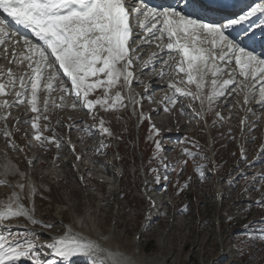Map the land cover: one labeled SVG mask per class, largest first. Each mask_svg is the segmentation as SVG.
I'll use <instances>...</instances> for the list:
<instances>
[{"label": "rangeland", "instance_id": "rangeland-1", "mask_svg": "<svg viewBox=\"0 0 264 264\" xmlns=\"http://www.w3.org/2000/svg\"><path fill=\"white\" fill-rule=\"evenodd\" d=\"M1 48L2 45V57ZM171 76L178 78L172 71ZM60 80L64 86L70 87L68 80ZM208 90L206 88V92ZM96 93H91L89 99H97ZM255 94L260 99L259 93ZM62 95L65 96V106L56 107L62 103ZM39 97L41 109L44 100L49 99L48 111L33 113L30 105L23 104L26 108L23 115L27 119L25 122L23 117L18 119L22 125L11 121L16 117L12 115L14 109L8 111L12 127L16 129L15 140L5 138V124L0 121V163L8 157L20 172L26 174L24 178L8 174L7 181L11 185L25 184L22 203L26 207L29 204L26 187L28 181H32L37 189L33 197L34 217L55 225L46 229L31 224L26 217L4 221L5 225L15 226L11 232L18 233L21 241L34 239L32 234L36 233L39 242L46 244L50 237L63 235L66 226H70L74 232L88 235L105 248L119 250L139 262L141 257L145 260L157 258V264H264V240L243 235L249 230L264 229V207L255 203L264 201V179H261L264 176V152L261 151L264 149V108L250 115L254 103H244V93L237 90V85L219 98L209 112L210 120L207 121L211 125L209 135L213 143L208 137L206 124L198 117L201 113L199 101L178 94V112L173 110L171 114L182 115L179 123L172 120L173 125L167 123L170 114L164 119L162 135L155 140L151 126L144 123L139 126V119H131L129 113L126 114L129 111L127 105L111 112L97 105L93 112H89L77 102L78 106L73 109L74 97L60 93L59 88L50 97L42 90ZM206 107L207 103V111ZM219 110L223 119L216 115ZM243 114H246L248 124L240 122ZM36 115L48 116L47 120L39 121L42 135L55 136L61 148L57 149L54 143L41 146L34 139L35 130L30 121ZM101 118L104 127L113 133L111 137L99 132ZM166 130L172 132L166 134ZM243 132L245 138L241 137ZM175 135L182 136L176 138ZM73 137H76L75 142L71 141ZM113 137L117 140H112ZM156 140L166 143V150L161 147L162 151L157 153ZM12 142L17 150L10 147ZM23 146L27 155L21 151ZM244 146L247 150L243 152ZM118 148L122 158L116 152ZM184 149L197 155L194 158L186 156ZM82 155L84 161L79 163L77 156L81 159ZM256 160L259 163L247 170ZM90 165L91 171L86 172L85 168ZM2 166L0 164V180H5ZM197 166L203 168V180ZM246 170L249 176L237 180L239 172ZM151 179L153 182L147 185ZM151 184L152 191L149 192ZM185 184L188 187L185 188ZM14 191L20 192V189L0 184V204L7 202ZM162 193L168 197L163 208L155 200H152L153 206L149 197L158 199L157 195L162 196ZM158 216L161 222L146 228ZM81 219L82 225L78 222ZM40 251L42 259L45 255L52 257L46 248ZM78 259L75 264H83ZM47 261L58 264L57 258ZM23 264L31 262L24 260Z\"/></svg>", "mask_w": 264, "mask_h": 264}, {"label": "snow or ice", "instance_id": "snow-or-ice-1", "mask_svg": "<svg viewBox=\"0 0 264 264\" xmlns=\"http://www.w3.org/2000/svg\"><path fill=\"white\" fill-rule=\"evenodd\" d=\"M257 14L264 15V3L255 4L242 15L228 18L225 23L205 22L195 15L185 14L175 8L161 10L150 7L146 0H0V45L19 34L9 31L8 18H11L15 25L30 29L43 42L41 46L23 38L24 46L32 54L17 57L13 53L11 62L20 65L24 61H29L28 71L14 72L12 69L5 70L0 67V98H2L0 121L6 122L11 115L10 112L5 114V110L25 103L30 105L33 113L41 111L46 113L50 101L45 99L44 107L41 109L39 93L42 90L46 91L50 97L57 88L64 94L74 97L71 105L73 109L78 106L77 102H81L89 112H93L97 105L105 111L125 107L121 92L117 91L114 96L110 93L117 86L127 88L131 93L134 80L133 64L140 59L135 53L139 45L151 43L147 38L133 40L134 27L142 30L140 34L142 37L147 35L162 42L157 44L161 51L167 50L168 59L162 61L166 69L159 75L163 77L168 74L167 70H171L176 76L181 77L169 83L168 87L173 95L164 98L172 107L177 103V94L188 97L192 101H199L200 115L203 118L205 103H207V111L211 112L213 105L219 98L225 96L232 85L238 84L241 92L244 93V103H249V96L255 91L257 83L260 85L259 102L264 104V58L241 47L234 38H231L232 34L229 32V29L249 21ZM130 20H135V25L131 24ZM256 27L264 28V20H261ZM33 55L39 58L35 64L32 62ZM155 56L154 53L152 58L145 61L144 67L147 68ZM170 61L174 63H169ZM233 61L240 69L239 76L242 79L239 81L227 71ZM53 69L55 71H50ZM60 70L70 80V87L64 86L63 81L60 80ZM46 72L47 76H45ZM224 74L229 78L222 79ZM209 76L211 80L208 79ZM138 83L142 82L138 81ZM191 86H194L195 91ZM101 88L103 95L90 100L89 95ZM206 88L209 89L207 92ZM9 95L16 99L10 102L6 98ZM129 99L135 111L138 101L131 95ZM60 100L62 103L55 106L63 108L65 96H61ZM165 110L170 111L168 108ZM181 112L183 113V107ZM216 115L223 119L219 113ZM145 118L148 117L141 113V120ZM41 119L47 120L48 116L36 115L30 121L31 127L35 130L34 139L39 141L41 146L54 143L57 149L61 148V143L55 136L42 135L39 123ZM98 130L109 137L113 135L109 128L104 127L102 118ZM151 131L156 136L160 135V130L155 125H152ZM4 136L11 138L12 133L6 129ZM10 147L17 150L14 142ZM155 147L157 153L162 151L159 140L155 141ZM261 151L264 152V149ZM184 154L193 158L197 155L188 149H184ZM79 159L80 157L77 156V160ZM28 163L31 165L32 161L29 160ZM2 167L5 175L18 174L21 178L26 175L10 163ZM152 171L157 170L152 169ZM197 172L203 180L205 175L201 166H197ZM157 179L159 180V177ZM261 179H264V176ZM0 184L20 189V192L14 191L7 202L0 204V264H23L24 260L30 261L31 264H49V261L41 258L40 249L44 248L57 258L58 264H75L74 258H80L83 264H129L128 257L104 248L97 240L74 232L70 226H66L63 235L50 237V242L46 244L39 242L36 233L32 234L34 239L24 238L21 241L19 234L12 233L11 226L5 225L4 221L26 217L31 224L46 229H51L55 225L44 223L34 217V201L31 208L22 203L25 184L17 182L11 185L6 179L0 180ZM29 187L31 199L37 194V189L31 182ZM184 187H188V184ZM149 202L154 206L151 197ZM255 203L264 207V201L257 200ZM78 222L83 224L82 219ZM247 227L246 225L245 228ZM243 235L249 239L264 240V229L249 230Z\"/></svg>", "mask_w": 264, "mask_h": 264}, {"label": "bare ground", "instance_id": "bare-ground-1", "mask_svg": "<svg viewBox=\"0 0 264 264\" xmlns=\"http://www.w3.org/2000/svg\"><path fill=\"white\" fill-rule=\"evenodd\" d=\"M214 22H217L216 20H214ZM9 29H12V27H10ZM134 33H135V35L132 37V39L133 40H139V39H141V31L139 30V29H137V30H134ZM14 38H16L15 36H13ZM23 38H27V39H29V37H26V36H23V35H20V36H18V39H16V41H19V43H16V41L15 42H12L11 43V40H10V42L8 41V42H6L5 44H3L2 45V50H3V55H2V59H1V61H3L4 59H5V56H7V57H9V59H11L12 57H13V53H15L16 54V56L17 57H22L23 55H31L32 53H29L28 51H27V48L24 46V44H23ZM145 38H147V39H149V40H151V43H144V44H141V45H139L138 46V48H137V51L139 50L140 52H138V54H136L137 56L139 55V53H140V55H139V61H135V63H136V65H138L139 63H140V61H141V58L142 57H145V55L148 53L147 51L150 49V48H152L153 50H156V52L158 53L156 56H155V58L153 59V61H152V63H150L149 65H148V67L146 68H143L142 70H141V72H139V74H138V81H143V79L141 80V78L143 77L144 78V76H145V73L149 70V69H151L152 67H153V64H155L156 62H158V61H164V60H167L168 59V52H167V50H164V51H161V49L160 48H158L157 47V44L158 43H162V42H160V41H156L155 39H152L150 36H147V37H145ZM30 40V39H29ZM31 41V40H30ZM32 42V41H31ZM33 43V42H32ZM33 44H35V43H33ZM136 47V46H135ZM5 49H6V51H5ZM136 51V52H137ZM144 54V55H143ZM255 55H257V56H261V55H258V54H255ZM6 57V58H7ZM262 58H264V56H261ZM37 59H39L37 56H35V55H33V64H35V61L37 60ZM169 63H174V62H169ZM233 68H235V69H239V67L238 66H236V65H234V61H233V63L228 67V72H231L232 73V75L235 73V72H233L232 71V69ZM240 70V69H239ZM168 72L170 71V70H167ZM47 73V72H46ZM45 73V74H46ZM143 74H144V76H143ZM227 75V74H226ZM209 78H211V76H209L208 77V79ZM240 78H242V77H240L239 76V74H237V76H236V80L237 81H239L238 79H240ZM122 81V80H121ZM123 82V81H122ZM234 85H232L230 88H232ZM259 83H257L256 85H255V91L253 92V94L251 95V96H249V103H248V105L250 104V101H251V104L252 103H254V104H252V107H251V113H250V115H254V114H256V112H258L259 110H262L263 108H264V104H261L259 101H260V99L258 98V97H256V94H255V92H257V94L259 93ZM192 87V86H191ZM124 88V87H123ZM240 88H239V86H238V84H237V90H239ZM132 96V95H131ZM133 97V96H132ZM134 98V97H133ZM228 100H230V99H228ZM228 100H226V101H228ZM124 102V101H123ZM125 103V102H124ZM231 103V102H230ZM205 111V117H206V121L209 119L210 120V115H209V112L208 111H206V109L204 110ZM176 112H178V111H176ZM154 115L155 116H157V115H159V111H155L154 112ZM181 114H178V115H176L175 117L174 116H171V117H169L168 119H166V121H167V123H171V120L173 121V122H177V124L179 123V119L181 118ZM246 119H248V117L246 118ZM250 119V118H249ZM20 120H22V119H20ZM207 123H208V121H207ZM172 124V123H171ZM173 125V124H172ZM172 132V130H166V134H170ZM212 134V133H211ZM244 134H245V132H243L242 134H241V137L242 138H245V136H244ZM212 136H214L213 134H212ZM9 159V160H8ZM3 161H4V163H0V164H2V165H5V164H8V163H10V164H12L11 163V160H10V158H8V157H6V160L3 158ZM13 165V164H12ZM1 170V169H0ZM2 172H4V171H2ZM4 176H5V178L4 179H8L7 178V176L4 174ZM29 182H31V184L32 185H34L33 184V182L32 181H28V183H27V187H26V196H27V198H28V200H29V204H28V207L29 208H31L32 207V205H33V197H31V199L29 198V191H30V187H29ZM36 186V185H35ZM150 187H152V184L150 185ZM164 215V214H163ZM161 222V218H160V216H158L157 218H154L152 221H151V223L149 224V225H147V227L146 228H150V227H152L155 223H160ZM87 237H89L88 235H87ZM91 239H93V238H91ZM93 240H95V239H93ZM104 248H105V246L104 245H102ZM107 249V248H106ZM110 250H112L113 252H119V253H121V254H123L124 256H126V257H128L129 258V264H149V263H153L154 261L156 262H159L158 261V259L156 258V259H154V260H152V259H150V258H148V259H143V258H141L140 257V262L137 260V259H135V258H133V257H131L130 255H128V254H125V253H122L121 251H119V250H115L114 248H109ZM53 257V256H52ZM157 262H156V264H157ZM153 264H155V263H153ZM159 264V263H158Z\"/></svg>", "mask_w": 264, "mask_h": 264}]
</instances>
